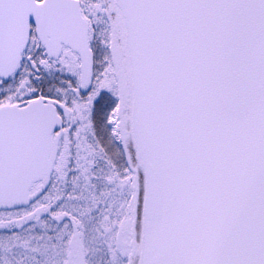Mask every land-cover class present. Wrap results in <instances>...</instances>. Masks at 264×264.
<instances>
[{
  "label": "snow or ice",
  "instance_id": "snow-or-ice-1",
  "mask_svg": "<svg viewBox=\"0 0 264 264\" xmlns=\"http://www.w3.org/2000/svg\"><path fill=\"white\" fill-rule=\"evenodd\" d=\"M0 264H264V0H0Z\"/></svg>",
  "mask_w": 264,
  "mask_h": 264
}]
</instances>
